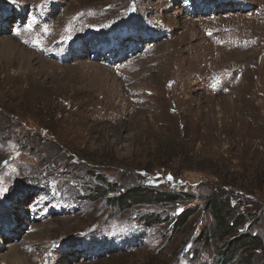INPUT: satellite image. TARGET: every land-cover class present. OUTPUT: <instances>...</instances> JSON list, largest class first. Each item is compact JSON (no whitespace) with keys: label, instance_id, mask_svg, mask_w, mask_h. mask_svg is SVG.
I'll list each match as a JSON object with an SVG mask.
<instances>
[{"label":"rangeland","instance_id":"rangeland-1","mask_svg":"<svg viewBox=\"0 0 264 264\" xmlns=\"http://www.w3.org/2000/svg\"><path fill=\"white\" fill-rule=\"evenodd\" d=\"M0 187V264H264V0H0Z\"/></svg>","mask_w":264,"mask_h":264},{"label":"trees","instance_id":"trees-1","mask_svg":"<svg viewBox=\"0 0 264 264\" xmlns=\"http://www.w3.org/2000/svg\"><path fill=\"white\" fill-rule=\"evenodd\" d=\"M98 178V177H97ZM103 181V180H101ZM96 190L100 191L101 193H103L102 191H105L104 189H100V188H95V192ZM111 191L113 192V189H111ZM99 194V192H97ZM106 193V192H104ZM140 190H128L127 192H125V194H123L122 196L118 197V198H114V202L120 206V203L122 202H128L129 204H132L133 203H140ZM104 195V194H103ZM157 196H155L154 200H156ZM162 200L163 201H171L173 199H169L167 198V195H162L161 196ZM168 199V200H167ZM161 202V201H160ZM209 206L212 208L213 210V214H212V217H214V224L216 225V227L219 225V228H220V231L222 233V236L223 237H227V236H230L231 234H233L235 231V228L241 224L242 222V219L243 218H235L233 221L234 222H231L232 225H226L225 224V219L227 218L226 215H229V214H222L221 215V212H222V209H224L223 207V204L222 202L220 201H216V200H212L211 203H209ZM187 212V210H183L181 212L180 215L177 216V221H179L180 224H184L186 221H187V218L186 216L184 217V214ZM180 218V219H179ZM216 218L218 220H216ZM154 221H157V218L155 219H152V218H147L145 217V219H143V222L146 223H151ZM237 240V241H236ZM232 241H235V244L232 245L235 246V249L237 250L238 248L239 249H243L244 245L246 246H251L252 244L255 245V243H259L256 236H253V237H250V236H245V235H242L240 236V238H234L232 239ZM232 250V249H230ZM230 254H234V252L230 251V253L228 252L225 257L227 255H230ZM232 256V255H230ZM229 256V257H230ZM224 257V260H226L227 258ZM229 259H234V256L233 257H230ZM244 263V262H243Z\"/></svg>","mask_w":264,"mask_h":264},{"label":"snow or ice","instance_id":"snow-or-ice-1","mask_svg":"<svg viewBox=\"0 0 264 264\" xmlns=\"http://www.w3.org/2000/svg\"><path fill=\"white\" fill-rule=\"evenodd\" d=\"M169 179H171V177H169ZM4 191H6V189L0 187V194H2Z\"/></svg>","mask_w":264,"mask_h":264},{"label":"bare ground","instance_id":"bare-ground-1","mask_svg":"<svg viewBox=\"0 0 264 264\" xmlns=\"http://www.w3.org/2000/svg\"><path fill=\"white\" fill-rule=\"evenodd\" d=\"M1 239H2V238H1ZM12 246H13V245H12ZM12 246H9V248H11ZM16 259H17V258L15 257L14 261H16ZM21 260H22V259H21Z\"/></svg>","mask_w":264,"mask_h":264}]
</instances>
